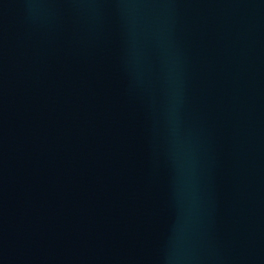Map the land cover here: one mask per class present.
Segmentation results:
<instances>
[{
  "label": "water",
  "instance_id": "water-1",
  "mask_svg": "<svg viewBox=\"0 0 264 264\" xmlns=\"http://www.w3.org/2000/svg\"><path fill=\"white\" fill-rule=\"evenodd\" d=\"M0 264H264V0H0Z\"/></svg>",
  "mask_w": 264,
  "mask_h": 264
}]
</instances>
